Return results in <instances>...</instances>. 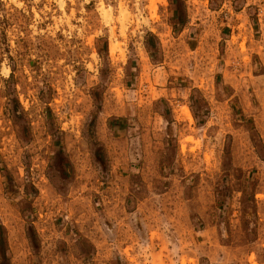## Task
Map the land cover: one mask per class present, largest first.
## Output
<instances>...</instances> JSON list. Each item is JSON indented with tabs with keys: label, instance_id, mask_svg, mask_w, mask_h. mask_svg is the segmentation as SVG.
Wrapping results in <instances>:
<instances>
[{
	"label": "rangeland",
	"instance_id": "1",
	"mask_svg": "<svg viewBox=\"0 0 264 264\" xmlns=\"http://www.w3.org/2000/svg\"><path fill=\"white\" fill-rule=\"evenodd\" d=\"M0 233V264H264V0H0Z\"/></svg>",
	"mask_w": 264,
	"mask_h": 264
},
{
	"label": "trees",
	"instance_id": "2",
	"mask_svg": "<svg viewBox=\"0 0 264 264\" xmlns=\"http://www.w3.org/2000/svg\"><path fill=\"white\" fill-rule=\"evenodd\" d=\"M0 254L2 257H5L4 239L1 233H0Z\"/></svg>",
	"mask_w": 264,
	"mask_h": 264
},
{
	"label": "bare ground",
	"instance_id": "3",
	"mask_svg": "<svg viewBox=\"0 0 264 264\" xmlns=\"http://www.w3.org/2000/svg\"><path fill=\"white\" fill-rule=\"evenodd\" d=\"M123 10V9H122ZM125 14V12L124 11H122V15H124ZM187 116H188V118H190V116H189V114L187 113Z\"/></svg>",
	"mask_w": 264,
	"mask_h": 264
}]
</instances>
